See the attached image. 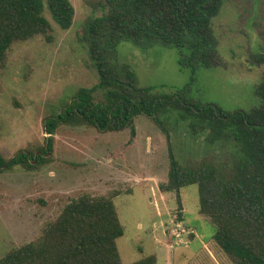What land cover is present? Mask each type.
<instances>
[{"label": "rangeland", "instance_id": "obj_1", "mask_svg": "<svg viewBox=\"0 0 264 264\" xmlns=\"http://www.w3.org/2000/svg\"><path fill=\"white\" fill-rule=\"evenodd\" d=\"M70 1L76 10L70 29L63 30L47 10L54 42L38 37L15 44L6 69L0 70V152L5 160L20 151L39 154L46 149V119L59 114L81 89L100 83L81 38L87 22L102 13L85 0ZM213 27L224 64L200 68L191 86V70L180 65L175 48L122 43L119 61L132 66L140 87H154L161 94L188 87V98L195 103L250 112L261 104L256 89L264 64L254 66V58L264 52V0H228ZM162 117L170 140L145 117L119 133L60 125L48 162L33 170L21 165L2 169L0 259L36 240L71 199L116 193L125 230L118 240L123 264L150 255L157 257V264H233L213 241L216 226L199 213L198 187L183 188L180 198L159 187L168 180L170 145L181 161L208 155L223 161L238 156L239 150L232 142L212 143L177 111L168 110Z\"/></svg>", "mask_w": 264, "mask_h": 264}, {"label": "trees", "instance_id": "obj_2", "mask_svg": "<svg viewBox=\"0 0 264 264\" xmlns=\"http://www.w3.org/2000/svg\"><path fill=\"white\" fill-rule=\"evenodd\" d=\"M227 1L85 0L94 12L102 13L87 22L81 38L100 83L81 89L59 114L46 119L45 131L50 137L46 149L39 150L42 154L20 151L5 160L0 152V172L16 165L33 170L48 162L52 136L60 125L119 133L145 117L170 140L162 115L177 111L192 130L212 143L232 142L239 155L223 161L213 155L181 161L170 145L168 180L160 190L180 198L183 188L196 185L199 213L216 226L213 241L231 262L264 264V76L256 89L259 107L250 112H226L216 104L193 102L188 87L172 94L140 87L132 66L119 61L122 43L142 49L175 48L180 65L191 70V86L200 68L224 64L213 22ZM47 10L63 30L73 26L76 10L70 0H0V70L6 69L15 44L38 37L54 42ZM254 60L257 64L253 65L261 67L264 52ZM118 196L84 193L71 199L36 240L12 249L0 264H123L118 240L125 230L115 203ZM133 264H157V257L146 256Z\"/></svg>", "mask_w": 264, "mask_h": 264}, {"label": "built area", "instance_id": "obj_3", "mask_svg": "<svg viewBox=\"0 0 264 264\" xmlns=\"http://www.w3.org/2000/svg\"><path fill=\"white\" fill-rule=\"evenodd\" d=\"M179 228L178 229H180V225L178 226ZM183 232H184V230H183ZM176 235H178L177 233H176ZM180 237V236H179Z\"/></svg>", "mask_w": 264, "mask_h": 264}, {"label": "flooded vegetation", "instance_id": "obj_4", "mask_svg": "<svg viewBox=\"0 0 264 264\" xmlns=\"http://www.w3.org/2000/svg\"><path fill=\"white\" fill-rule=\"evenodd\" d=\"M40 154H42V152H40Z\"/></svg>", "mask_w": 264, "mask_h": 264}, {"label": "water", "instance_id": "obj_5", "mask_svg": "<svg viewBox=\"0 0 264 264\" xmlns=\"http://www.w3.org/2000/svg\"><path fill=\"white\" fill-rule=\"evenodd\" d=\"M34 162H36V161H34Z\"/></svg>", "mask_w": 264, "mask_h": 264}]
</instances>
